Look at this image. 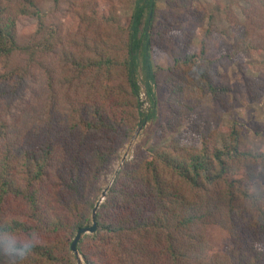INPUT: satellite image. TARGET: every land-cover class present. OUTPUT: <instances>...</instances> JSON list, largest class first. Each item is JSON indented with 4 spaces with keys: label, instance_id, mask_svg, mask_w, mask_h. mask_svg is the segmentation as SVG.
<instances>
[{
    "label": "trees",
    "instance_id": "16d2710c",
    "mask_svg": "<svg viewBox=\"0 0 264 264\" xmlns=\"http://www.w3.org/2000/svg\"><path fill=\"white\" fill-rule=\"evenodd\" d=\"M42 1L0 0V264H79L71 243L92 224L100 178L155 118L161 85L169 116L159 135H175L123 163L96 232L77 244L82 263L264 264V195L249 186L264 183V156L237 123L220 149L195 113L205 96L229 107L231 88L217 81L224 58L264 49L255 0L244 21L227 8L233 45L205 27L199 0H138L128 27L114 0H54L52 18ZM24 19L33 22L21 32ZM247 85L264 97L260 79Z\"/></svg>",
    "mask_w": 264,
    "mask_h": 264
},
{
    "label": "rangeland",
    "instance_id": "374dc122",
    "mask_svg": "<svg viewBox=\"0 0 264 264\" xmlns=\"http://www.w3.org/2000/svg\"><path fill=\"white\" fill-rule=\"evenodd\" d=\"M137 1L114 0L116 15L121 26L128 27L131 24ZM166 2L167 0H156L158 7L162 9L165 7ZM199 2L204 4L211 16L205 21V27L215 28L227 45H233L234 28L227 18V8L231 10L235 18L244 21V10H251L253 7L251 0H199ZM254 5L257 9H261L260 17L264 21V8L260 6L258 0H255ZM101 8L106 9L107 4H102ZM40 9L43 15L52 18L55 13L54 0H43ZM32 22L33 20L24 19L19 24L20 31L25 32L27 26ZM262 31L264 33V27ZM197 44L198 42L195 41L194 46H197ZM138 59L141 62V56ZM138 67V84L141 90L142 111L144 114H148L151 110V103L145 93L144 76L141 66L139 65ZM219 72L220 75L217 81L231 88L229 107L222 108L211 96H205L200 99V104L195 112L196 116L205 119L207 126L211 131L216 133L215 143L220 149L226 150L231 144L230 130L232 125L237 123L241 128V139L244 145L249 147L253 152L261 153L264 156V134L258 132L264 125V97L258 101L253 100L247 85L248 80L251 78L260 79L261 82H264V49L254 52L250 57H243L241 60L238 58L236 60L224 58L221 61ZM154 94L158 110L155 118L144 121L137 127L132 137L118 152L116 159L100 178L102 191L108 187L110 188L112 185L115 172L124 157V162L134 160L143 152L156 150L175 135L167 134L166 137H160L159 132L163 130L169 116L165 104L167 94L162 85L154 87ZM249 186L254 196L262 197L264 195V183L262 181H254Z\"/></svg>",
    "mask_w": 264,
    "mask_h": 264
},
{
    "label": "water",
    "instance_id": "95a60500",
    "mask_svg": "<svg viewBox=\"0 0 264 264\" xmlns=\"http://www.w3.org/2000/svg\"><path fill=\"white\" fill-rule=\"evenodd\" d=\"M124 160H125V157L122 159L119 168L116 170L115 176H116L117 172L119 171L121 165L123 164ZM115 176H114V178H115ZM112 183H113V181H112ZM108 189H109V187L101 192V196H100L99 200L96 202V205L92 211V224L88 227L79 229L77 231L72 243H71V250H72L73 254L76 256L79 264H83V263H82L81 257L79 255V252L77 249V244L83 235L94 234L96 232V230H97V221H96L97 210H98L100 204L105 199L106 194L108 192Z\"/></svg>",
    "mask_w": 264,
    "mask_h": 264
}]
</instances>
